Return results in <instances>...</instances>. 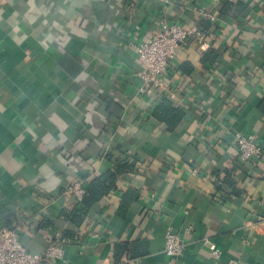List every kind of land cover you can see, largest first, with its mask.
<instances>
[{
	"label": "crops",
	"instance_id": "crops-1",
	"mask_svg": "<svg viewBox=\"0 0 264 264\" xmlns=\"http://www.w3.org/2000/svg\"><path fill=\"white\" fill-rule=\"evenodd\" d=\"M238 1V17L220 13ZM164 20L210 47L190 38L164 89L142 95L138 46ZM164 98L185 114L171 132L150 117ZM263 99L264 0H0V228L31 253L60 244L69 264H264V160L240 162L233 141L264 146ZM120 164L115 188L72 216L67 186ZM168 228L180 257L163 252Z\"/></svg>",
	"mask_w": 264,
	"mask_h": 264
},
{
	"label": "built area",
	"instance_id": "built-area-1",
	"mask_svg": "<svg viewBox=\"0 0 264 264\" xmlns=\"http://www.w3.org/2000/svg\"><path fill=\"white\" fill-rule=\"evenodd\" d=\"M207 19L214 20L209 13H203ZM193 38L198 45L209 48L210 43L205 34L197 27L185 28L177 23L161 21L155 36L138 46L140 69L137 77L141 83L138 92L151 95L155 90L164 89L163 78L168 69L169 61L178 51ZM235 148L240 162H260L264 160V146L253 134L237 133L233 136ZM85 178H78L69 184L65 194L75 202H80L85 194ZM97 236V235H95ZM208 244L210 256L218 260L221 251L211 242ZM186 245L170 228L165 232L163 252L168 257H180ZM0 264H69L64 248L54 242L42 253H31L23 246L16 228H0Z\"/></svg>",
	"mask_w": 264,
	"mask_h": 264
},
{
	"label": "trees",
	"instance_id": "trees-1",
	"mask_svg": "<svg viewBox=\"0 0 264 264\" xmlns=\"http://www.w3.org/2000/svg\"><path fill=\"white\" fill-rule=\"evenodd\" d=\"M246 7L247 5L241 1H238L236 3L224 2L222 4L220 13L231 18H236L246 9ZM219 58L220 55L218 53L212 50H206L204 52L203 62L207 64H212ZM261 105V109L264 112V99ZM184 115L185 114L183 110L173 106L168 99L164 98L152 110L150 117L157 120L159 123L164 124L165 129L171 132L182 121ZM130 169V165L120 164L116 169L99 176H94L93 179L85 182V194L82 200L78 203L74 213H72V216L77 218V216L80 214H86L95 202L110 193V191L115 188V181L119 177V175L128 172ZM227 178L226 180L228 181ZM229 185H231L230 182ZM137 198L138 194L135 191H127L126 193H124L122 197V210L124 211L129 206V204ZM72 216L69 219L72 220V218H74ZM118 250H121V247H119Z\"/></svg>",
	"mask_w": 264,
	"mask_h": 264
}]
</instances>
